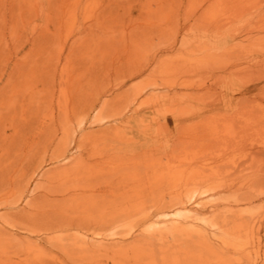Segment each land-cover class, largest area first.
<instances>
[{"label":"rangeland","instance_id":"obj_1","mask_svg":"<svg viewBox=\"0 0 264 264\" xmlns=\"http://www.w3.org/2000/svg\"><path fill=\"white\" fill-rule=\"evenodd\" d=\"M74 188L0 264H264V0H0V206Z\"/></svg>","mask_w":264,"mask_h":264},{"label":"bare ground","instance_id":"obj_2","mask_svg":"<svg viewBox=\"0 0 264 264\" xmlns=\"http://www.w3.org/2000/svg\"><path fill=\"white\" fill-rule=\"evenodd\" d=\"M61 120H59L60 121L59 123L64 122ZM65 148L66 147L64 145H60L58 149L56 148L57 153H55V155H53L54 157L50 159L53 160L59 157L62 158V156H65V155L67 156V154L65 153L68 150H66ZM66 158L67 157H65L64 160ZM70 171H71L70 166L69 168L63 167L62 169H58L57 171L55 169V174L59 176L65 175V174L68 175ZM77 191L78 190L74 188L73 192H70V191L68 192L66 190L67 193L63 195L61 194L62 196H61V199H59L60 200L59 208L62 212L60 213L49 214L46 210L41 209L43 206L39 204H35V203L32 204L31 207H29V209L26 208L27 206H21V205L20 206L18 205L10 206L11 204H9V206L7 207L0 206V210L6 209L5 210L6 212L4 211H2V213L0 212V241L7 242L9 244H16V245L22 243L23 241H29L28 236H27L29 233L25 234L21 231H24V232L29 231L33 234V233H38L40 230L49 231V230H54V229H67L69 227H76L78 229L84 228L88 230L93 229L94 231H97L96 223L98 222H100L101 224H106L104 226L106 227V229L109 228L114 221L113 218L109 219L105 223V220H102V217H101V220L98 221L97 220L98 218L93 220L91 217H86V215L85 216L84 215L71 216V215H67L66 211L63 212L64 210H66V206H68V203L72 201H77V199H79L82 196L81 193H78ZM32 202L33 200H31L30 203L27 202V204L30 205ZM93 224H96V226L94 225V227H92ZM101 224L100 225L98 224V225L101 226ZM103 240L106 241V239L104 238L96 239L95 241H89L87 239H83L80 245H82L83 247L87 249L89 248L91 250H97L100 247H104V248L114 247L118 244L117 242L115 243L114 240L112 239L109 242L107 241L105 242Z\"/></svg>","mask_w":264,"mask_h":264}]
</instances>
